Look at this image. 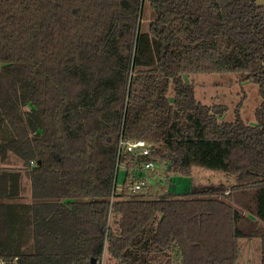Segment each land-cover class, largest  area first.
<instances>
[{"label": "trees", "instance_id": "1", "mask_svg": "<svg viewBox=\"0 0 264 264\" xmlns=\"http://www.w3.org/2000/svg\"><path fill=\"white\" fill-rule=\"evenodd\" d=\"M258 1L0 0V264H101L104 249L116 264H239L242 238L259 239L264 264ZM193 73L255 84L256 125L241 101L221 122L227 107L196 101L182 77ZM135 140L156 146L127 153ZM146 162L234 182L189 197L131 195Z\"/></svg>", "mask_w": 264, "mask_h": 264}, {"label": "rangeland", "instance_id": "2", "mask_svg": "<svg viewBox=\"0 0 264 264\" xmlns=\"http://www.w3.org/2000/svg\"><path fill=\"white\" fill-rule=\"evenodd\" d=\"M259 5L264 6V0L258 1ZM151 21V9L145 3L141 24L144 28L148 27ZM183 81L187 84H192L194 88V98L203 105H225L227 111L221 119V122L231 123L235 119V110L241 101L239 113L241 118L250 125H256L254 112L260 103L258 87L248 81L240 82L239 75L233 73H193L184 74ZM168 99L172 100L173 87L170 85L167 94ZM10 165L18 166L16 159L11 158ZM132 174V184L134 181H144L146 186L144 191L148 198L161 197H189L192 193L214 187H227L233 184V178L224 173L202 168L193 167L191 176H182L171 169L161 170L154 168L145 170L143 165L136 166ZM125 176V167L120 165L117 171L116 192L122 190V182ZM131 184V185H132ZM130 185V186H131ZM22 202L29 201L28 183H25V193ZM259 243L258 238H242L239 242L240 261L239 264H247L256 259V245ZM246 256H249L248 258ZM260 256V255H259ZM260 258V257H259ZM161 258V264L163 263ZM249 263V264H250ZM101 264H116L112 261L104 249Z\"/></svg>", "mask_w": 264, "mask_h": 264}, {"label": "built area", "instance_id": "3", "mask_svg": "<svg viewBox=\"0 0 264 264\" xmlns=\"http://www.w3.org/2000/svg\"><path fill=\"white\" fill-rule=\"evenodd\" d=\"M143 142H145V140H135V141L129 143L127 145L126 152L127 153H135V151L137 149H140V152H137V153L145 154V155L150 154L151 149L153 147H155L154 143L152 142L151 145H148V146L139 145V143H143ZM156 167L161 169V165L155 164L153 162H146L143 165V168L145 170H151V169H154ZM145 186H146V184L144 181H139V180L134 181L133 184L129 187V193L131 195H136V194L144 191Z\"/></svg>", "mask_w": 264, "mask_h": 264}, {"label": "crops", "instance_id": "4", "mask_svg": "<svg viewBox=\"0 0 264 264\" xmlns=\"http://www.w3.org/2000/svg\"><path fill=\"white\" fill-rule=\"evenodd\" d=\"M248 239H250V238H248ZM254 238H252V240H253ZM239 242H240V240H239ZM256 259L254 260V261H252L251 263L248 261L247 262V264H259V262H260V241H259V243H257V245H256ZM247 258L249 257V256H246ZM239 261H240V256H239Z\"/></svg>", "mask_w": 264, "mask_h": 264}, {"label": "water", "instance_id": "5", "mask_svg": "<svg viewBox=\"0 0 264 264\" xmlns=\"http://www.w3.org/2000/svg\"><path fill=\"white\" fill-rule=\"evenodd\" d=\"M154 145L156 146V144H154ZM135 152L136 153L137 152H140V149H137ZM164 168H165V166L164 165H161V169H164ZM95 262H96V260H95L94 257L90 259V264H95Z\"/></svg>", "mask_w": 264, "mask_h": 264}, {"label": "bare ground", "instance_id": "6", "mask_svg": "<svg viewBox=\"0 0 264 264\" xmlns=\"http://www.w3.org/2000/svg\"><path fill=\"white\" fill-rule=\"evenodd\" d=\"M139 145H141V146H148V145H151V143L145 141V142H143V143H139Z\"/></svg>", "mask_w": 264, "mask_h": 264}]
</instances>
